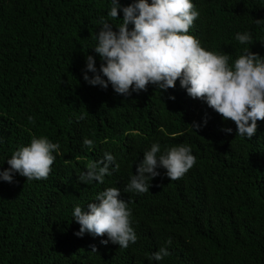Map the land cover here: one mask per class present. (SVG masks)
<instances>
[{
	"label": "trees",
	"instance_id": "16d2710c",
	"mask_svg": "<svg viewBox=\"0 0 264 264\" xmlns=\"http://www.w3.org/2000/svg\"><path fill=\"white\" fill-rule=\"evenodd\" d=\"M193 3L199 16L189 34L202 47L229 55L230 66L246 50L264 57V22L256 23L264 19V0ZM111 6V0H0V170L33 137L60 145L47 179L16 173L11 183L0 180V264H264V120L251 140L236 136L235 122L189 96L179 79L167 91L149 84L127 96L111 84H88L86 56L98 69L103 62L93 47L98 22L103 17L118 31L123 19L120 10L116 20L107 15ZM243 32L251 33L250 44L235 39ZM193 122L203 126L195 132ZM156 142L161 152L189 145L196 163L173 181L158 169L149 192H125ZM106 151L119 170L103 184L79 181ZM108 187L130 201L138 239L127 249L101 243L107 234L75 235L74 206L87 208ZM169 238L170 255L149 261Z\"/></svg>",
	"mask_w": 264,
	"mask_h": 264
},
{
	"label": "clouds",
	"instance_id": "9594fccd",
	"mask_svg": "<svg viewBox=\"0 0 264 264\" xmlns=\"http://www.w3.org/2000/svg\"><path fill=\"white\" fill-rule=\"evenodd\" d=\"M111 5L107 15L116 20L120 10L123 19L118 31L103 17L98 22L100 31L93 47L103 62L98 69L94 56H86L83 79L88 84L104 89L111 84L117 94L127 96L146 91L149 84L167 91L175 87L179 79L189 96L204 100L225 120L234 121L236 136L251 140L257 131V121L264 120V57L246 50L230 66L229 55L202 47L199 39L189 34L199 16L193 0H133L127 6H122L119 0H111ZM262 22L264 19L256 20L258 24ZM130 23L134 25L131 29ZM235 39L241 44H250L252 35L237 33ZM169 99L175 97L169 96ZM28 120L35 124L33 116ZM206 123L207 118L203 125ZM203 125L193 122L191 127L196 132ZM223 131L230 134L232 128ZM0 143H3L2 137ZM83 144L91 148L93 141L85 138ZM59 151V143L51 142L48 137H33L28 145L20 146L7 158L9 167L0 170V180L11 183L16 173L27 180L47 179L56 159L54 153L59 154ZM195 163L196 156L189 145L172 146L161 152L159 142L153 143L143 152V159L137 164L135 174L130 175L124 191L149 192L151 181L160 175L158 169H166L167 177L173 181L180 179ZM119 168L116 156L106 151L99 160L88 163L78 179L89 185L94 181L103 184L105 177ZM129 203L122 198L118 187H108L100 191L87 208L74 206L72 219L80 225L75 235L107 234V239L101 243L111 242L127 249L138 239ZM171 243L169 238L166 246L148 257L149 261L159 262L169 256ZM93 250L96 251L95 247Z\"/></svg>",
	"mask_w": 264,
	"mask_h": 264
}]
</instances>
